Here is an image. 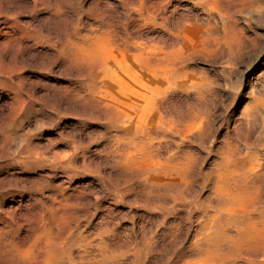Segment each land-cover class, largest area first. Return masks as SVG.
Listing matches in <instances>:
<instances>
[{
	"label": "rangeland",
	"instance_id": "rangeland-1",
	"mask_svg": "<svg viewBox=\"0 0 264 264\" xmlns=\"http://www.w3.org/2000/svg\"><path fill=\"white\" fill-rule=\"evenodd\" d=\"M252 1L0 0V149L36 161L0 169V264H264V0ZM55 46L108 63L77 72Z\"/></svg>",
	"mask_w": 264,
	"mask_h": 264
},
{
	"label": "bare ground",
	"instance_id": "bare-ground-1",
	"mask_svg": "<svg viewBox=\"0 0 264 264\" xmlns=\"http://www.w3.org/2000/svg\"><path fill=\"white\" fill-rule=\"evenodd\" d=\"M215 1H216V0H215ZM219 1H221V0H219ZM225 1H226V0H224V2H225ZM233 1H234V0H233ZM239 1H240V0H239ZM254 1H255V0H253L252 2H254ZM256 1H257V0H256ZM194 2H195V4H197V5L199 4V5H200V4L204 3L205 0H194ZM208 2H209V1H208ZM217 2H218V1H217ZM227 2H229V1H227ZM236 2H237V1H235V5H236ZM137 3H139V2H137ZM222 3H223V2H222ZM241 3H242V2H241ZM256 3H257V2H256ZM141 4H143V2H142ZM206 4H208V3L206 2ZM209 4H210V3H209ZM209 4H208V5H209ZM211 4H213V3H211ZM215 4H216V3H215ZM217 4H218V3H217ZM224 4H225V3H224ZM226 4H227V3H226ZM226 4H225V6L228 7L229 5L227 6ZM228 4H229V3H228ZM242 4H243V3H242ZM247 4H248V3H247ZM249 4H250V2H249ZM254 4H255V3H254ZM139 5H140V4H139ZM139 5L137 4V6H139ZM144 6H145V5H144ZM201 6H202V5H201ZM209 6H211V5H209ZM223 6H224V5H223ZM225 6H224V7H225ZM238 6H239V4H238ZM139 7H140V6H139ZM139 7H138V8H139ZM204 7H205V6H204ZM206 7H207V6H206ZM226 7H225V8H226ZM232 7H234V5H233ZM241 7H242V6H240V8H241ZM244 7H245V6H244ZM141 8H142V6H141ZM155 8L157 9V7H155ZM208 8H209V7H208ZM218 8H219V7H218ZM228 8H229V7H228ZM228 8H226V9H228ZM247 8H248V7H247ZM143 9H145V8H143ZM146 9H147V8H146ZM146 9H145V10H146ZM152 9L154 10V8H152ZM213 9H214V8H213ZM213 9H212V10H213ZM220 9H221V8H220ZM226 9H224V10H226ZM236 9H239V8H236V6H235V11H236ZM242 9H243V8H242ZM135 10H136V9H135ZM147 10H148V13L146 12L147 14H146V16H145V14H144V17H145V18H149V19H151V20H152L151 22H155V16H156V13H157L156 11H157V10L154 11V12H153L152 10H151L152 12H150L149 9H147ZM159 10H161V9H158V11H159ZM209 10H211V8H210ZM228 10H229V9H228ZM228 10H226V11H228ZM140 11H141V10H140ZM161 11H162V10H161ZM217 11H218V10H217ZM222 11H223V10H222ZM229 11H231V10H229ZM229 11H228V12H229ZM235 11H234V12H235ZM136 12H137V11H136ZM136 12H135V14H136ZM159 12H160V11H159ZM220 12H221V11H220ZM228 12H227V13H228ZM232 12H233V10L231 11V13H232ZM234 12H233V13H234ZM142 13H143V12H141V14H142ZM221 13H222V12H221ZM221 13H220V14H221ZM231 13H230V14H231ZM233 13H232V14H233ZM159 14H160V13H159ZM228 14H229V13H228ZM232 14H231V15H232ZM138 15H139V13H138ZM226 15H227V14H226ZM102 16H103L102 13L96 14V18H98L99 21H101L100 19H102ZM139 16H140V15H139ZM223 16H224V15H223ZM227 16H228V15H227ZM229 16H230V15H229ZM142 18H143V17H142ZM145 18H143V19H145ZM224 18H225V17H224ZM222 19H223V18H222ZM229 19H230V18H229ZM140 20H141V19H140ZM225 20H226V19H225ZM227 20H228V18H227ZM145 21H147V20H145ZM145 21L143 20V22H145ZM163 21H164V20H163ZM220 21H221V20H220ZM229 21H232V19L229 20ZM149 22H150V21H149ZM221 22H222V21H221ZM221 22H220V23H221ZM226 22H227V21H226ZM226 22H225V23H226ZM232 22H233V21H232ZM232 22H231V23H232ZM106 23H107V22H106ZM108 23H109V22H108ZM145 23H148V22H145ZM223 23H224V21H223ZM223 23H222V24H223ZM228 23H229V22H228ZM235 23H236V22H235ZM235 23H234V24H235ZM222 24H221V25H222ZM229 24H230V23H229ZM104 25H105V24H104ZM104 25H102V26L105 27ZM162 25H163V24H162ZM98 26H99V25H98ZM110 26H111V25H110ZM223 26H225V25H223ZM228 26H229V25H228ZM100 27H101V26H100ZM235 27H237V26H235ZM106 28H107V25H106ZM109 28H111V27H109ZM222 28H223V27H222ZM98 29H99V28H98ZM103 29H104V28H103ZM227 29H228V28H227ZM235 29H236V28H235ZM96 30H97V29H96ZM100 30H101V29H100ZM104 30H105V29H104ZM222 30H223V29H222ZM238 30H239V29H238ZM90 31H91V30H90ZM93 31H95V30H93ZM97 31H98V30H97ZM97 31H96V32H97ZM109 31H110V30H109ZM73 32H74V31H73ZM76 32H78V30H77ZM99 32H100V31H99ZM104 32H105V31H104ZM222 32H223V31H222ZM229 32H231V31H229ZM229 32H228V33H229ZM93 33H94V32H93ZM100 33H101V32H100ZM107 33H108V32H107ZM113 33H114V32H113ZM225 33H226V32H225ZM228 33H227V34H228ZM71 34H72V33H71ZM81 34H82V33H81ZM86 34H87V33H86ZM98 34H99V33L97 32V35H98ZM110 34H111V33H110ZM227 34H226V35H227ZM73 35H74V34H73ZM73 35H72V37L76 36V35H74V36H73ZM77 35H78V34H77ZM79 35H80V34H79ZM89 35H90V34H89ZM116 35H117V34H115V36H116ZM224 35H225V34H224ZM224 35H223V36H224ZM31 36H32V35H31ZM101 36H102V35H101ZM105 36H106V35H105ZM113 36H114V35H113ZM33 37H34V36H33ZM35 37H36V36H35ZM72 37H71V38H72ZM76 37H77V36H76ZM82 37H83V39H84L85 36H82ZM95 37H96V36H95ZM109 37H112V36H109ZM116 37H117V36H116ZM74 38H75V37H74ZM227 38H228V37H227ZM36 39H37V38H36ZM72 39H73V38H72ZM76 39H77V38H76ZM79 39H80V38H79ZM79 39H78V40H79ZM85 39H86V38H85ZM92 39H93V38H92ZM107 39H108V38H107ZM116 39H117V38H116ZM119 39H120V38H119ZM34 40H35V39H34ZM78 40H76V41H78ZM80 40H81V39H80ZM87 40H88V39H87ZM90 40H91V39H90ZM90 40H89V41H90ZM94 40H95V39H94ZM96 40H98V39H96ZM110 40H111V39H110ZM114 40H115V39H114ZM122 40H123V39H121V41H122ZM127 40H128V39H127ZM71 41H74V40H71ZM81 41H82V40H81ZM108 41H109V40H108ZM108 41H107V42H108ZM118 41H119V40H118ZM118 41H117V42H118ZM124 41H125V39H124ZM63 42H64V41H63ZM63 42H62V43H63ZM67 42H69V41H67ZM84 42H86V41H84ZM94 42H95V41H94ZM94 42H93V43H94ZM101 42H102V40H101ZM115 42H116V41H115ZM126 42H127V41H126ZM129 42H130V41H129ZM131 42H132V41H131ZM131 42H130V44H131ZM54 43H55V42H53V44H54ZM62 43H61V44H62ZM78 43H80V42H78ZM127 43H128V42H127ZM127 43H126V44H127ZM50 44H51V43H50ZM50 44H49V46H50ZM67 44H71V43H67ZM88 44H89V43H88ZM95 44H96V43H95ZM98 44H99V43H98ZM100 44H101V43H100ZM102 44H104V43H102ZM109 44H111V43H109ZM115 44H116V43H115ZM120 44H121V43H120ZM123 44H124V43H123ZM123 44H122V46H123ZM134 44L136 45V43H134ZM139 44H143V43H139ZM51 45H52V44H51ZM55 45H56V44H55ZM58 45H59V44H58ZM58 45H57V46H58ZM65 45H66V43H65ZM82 45H83V44H82ZM84 45H85V44H84ZM90 45H91V44H90ZM118 45H119V44H118ZM143 45H145V44H143ZM57 46H55V47H56V48H59V47H57ZM71 46H72V45H71ZM100 46H103V45H100ZM126 46H130V45H125V47H126ZM136 46H138V44H137ZM66 47H67V45H66ZM68 47H69V46H68ZM72 47H73V46H72ZM83 47H84V46H83ZM95 47H96V46H95ZM116 47H118V46H116ZM130 47H131V46H130ZM133 47H134V46H133ZM138 47H139V46H138ZM147 47H148V45H147ZM153 47H154V46H152V48H153ZM52 48H53V47H52ZM70 48H71V47H70ZM99 48H100V47H99ZM102 48H103V47H102ZM104 48H105V46H104ZM104 48H103V49H104ZM109 48H110V47H109ZM109 48H108V49H109ZM120 48L122 49V47H120ZM126 48H127V47H126ZM128 48H129V47H128ZM128 48H127V50H128V52H130ZM131 48H132V47H131ZM134 48H135V47H134ZM139 48H140V47H139ZM149 48H151V47H149ZM71 49H72V48H71ZM89 49H90V48H89ZM95 49H96V48H95ZM95 49H94V50H95ZM97 49H98V47H97ZM110 49H111V48H110ZM143 49H145V48H143ZM146 49H147V48H146ZM66 50H68V49H66L64 46H61L59 49L54 50V51L56 52V53H55L56 55L54 56L55 58L52 59V60H55V62H56V61H57V58H62V57L65 55V57H64L63 59H65L66 61H68V63H67V62H64V63L67 64L68 66H72V67L76 66V65H77L76 63H78V62H79L78 64H80V61H82V60H83V63H84V65H85V60H84L83 58L87 59L86 62L88 63V65H89V64H92L93 66H95V65L100 64L102 61H103V62L106 61V64L108 63L106 59H105V61H104V60L101 61V58H99V53H98L97 50H96V51H94V50L91 51V50H90V51H88V52H87V51L84 52V49H80V50L77 49L78 51H76V52L74 53V50H75V49H74V50H72V51H73V54H71V50H69V51H70V54H71L70 56L66 55ZM100 50H101V49H100ZM122 50H123V49H122ZM125 50H126V49H125ZM149 50H150V49H149ZM154 50H155V49H154ZM163 50H164V49H163ZM175 50H177V49H175ZM102 51H103V50H102ZM108 51H109V50H108ZM111 51H112V50H111ZM135 51H136V50H135ZM145 51H146V50H144V52H145ZM160 51H161V50H160ZM166 51H167V49H166ZM170 51H171V50H170ZM1 52H3L2 49H1ZM105 52H106V51H105ZM112 52H113V51H112ZM118 52H119V51H118ZM118 52H117V53H118ZM120 52H121V51H120ZM120 52H119V53H120ZM125 52L127 53V51H125ZM149 52H151V51H149ZM154 52H155V51H154ZM167 52H168V51H167ZM171 52H172V51H171ZM103 53H104V52H103ZM108 53H109V52H108ZM108 53H107V54H108ZM121 53H122V52H121ZM126 53H125V54H126ZM172 53H173V52H172ZM178 53H179V52H178ZM178 53H177V54H178ZM2 54H3V53H2ZM67 54H68V53H67ZM111 54H112V53H111ZM114 54H115V53H114ZM122 54H123V53H122ZM122 54H121V55H122ZM130 54H131V56H129L128 54H127V55L131 58V62H132V59H134L132 56H134V55H132V53H130ZM149 54H150V53H149ZM155 54H156V53H155ZM161 54H162V53H161ZM165 54H166V53H165ZM167 54H168V53H167ZM169 54H170V53H169ZM52 55H54V52H53ZM52 55H51V56H52ZM102 55H103V54H102ZM104 55H106V54H104ZM118 55H120V54H118ZM141 55H142V54H141ZM158 55H159V54H158ZM170 55H171V54H170ZM2 56H3V55H2ZM67 56H68V57H67ZM108 56H109V55H108ZM112 56H113V55H112ZM128 56H127V57H128ZM136 56H139V55L137 54ZM143 56H144V55H143ZM146 56H147V55H146ZM146 56H144V58H145ZM151 56H152V55H151ZM172 56H173V55H172ZM52 57H53V56H52ZM119 57H120V56H119ZM129 57H128V58H129ZM161 57H162V55H161ZM49 58H50V57H49ZM104 58H105V57H103V59H104ZM116 58H118V57H117V54H116ZM121 58H122V57H121ZM121 58H120V59H121ZM128 58H127V59H128ZM139 58H140V56H139ZM139 58H135V62H136V59L138 60ZM150 58H151V57H150ZM150 58H149V60H150ZM163 58H164V57H163ZM165 58H166V57H165ZM167 58H168V57H167ZM169 58H170V56H169ZM173 58H175V57H173ZM10 59H11V58H10ZM14 59H15V58H14ZM113 59H115V58L113 57ZM113 59H112V60H113ZM140 59H141V58H140ZM159 59H161V58H159ZM171 59H172V58H171ZM3 60H4V59H3ZM11 60H12V59H11ZM48 60H49V59H48ZM58 60L60 61V59H58ZM109 60H110V59H109ZM143 60H144V59H143ZM143 60H142V61H143ZM1 61H2V60H1ZM12 61H13V60H12ZM63 61H64V60H63ZM122 61H123V60H122ZM124 61H127V63H129L128 60H126V59H124ZM139 61H140V60H139ZM144 61H146V60H144ZM155 61H156V59H155ZM166 61H167V60H166ZM2 62H3V61H2ZM52 62H54V61H52ZM60 62H62V59H61ZM103 62H102V63H103ZM113 62H115V60H114ZM158 62H159V61H158ZM168 62H169V61H168ZM168 62H166V64H167ZM0 63H1V62H0ZM4 63H5V62H4ZM15 63H16V62L14 61V64H15ZM56 63H57V62H56ZM56 63H54V64H56ZM87 63H86V65H87ZM109 63H110V62H109ZM133 63H134V60H133ZM133 63H131V65H132ZM139 63H140V62H139ZM146 63L148 64V62H146ZM149 63H150V62H149ZM155 63H157V61H156ZM155 63H154V64H155ZM163 63L165 64L164 61H163ZM1 64H2V63H1ZM1 64H0V65H1ZM14 64H13V65H14ZM65 64H64V65H65ZM74 64H75V65H74ZM112 64H113V63H112ZM112 64H109V66L111 67ZM122 64H123V63H122ZM122 64H118V66H119V65H122ZM134 64H135V63H134ZM150 64H153V63H150ZM158 64H160V63H158ZM171 64H172V63H171ZM15 65H16V64H15ZM21 65H23V64H21ZM21 65L18 64L17 66L19 67V66H21ZM59 65H60V64H59ZM64 65H63V66H64ZM67 65H66V67H64V68L69 69V68H67ZM73 65H74V66H73ZM81 65H82V64H81ZM86 65H85V66H86ZM101 65H102V64H101ZM129 65H130V64H129ZM144 65H145V64H144ZM160 65H161V64H160ZM2 66H3V64H2ZM7 66H8V65H7ZM23 66H24V65H23ZM23 66H22V67H23ZM52 66H53V65H52ZM54 66H55V65H54ZM57 66H58V65H57ZM118 66H117V67H118ZM125 66H126V64H125ZM135 66H136V65H135ZM135 66H134V67H135ZM138 66H140V65H138ZM142 66H143V65H142ZM152 66L155 67L156 65H152ZM171 66H172V65H171ZM13 67H14V66H13ZM24 67H25V66H24ZM77 67H79V66H76V69H77ZM80 67H81V66H80ZM86 67H87V66H86ZM89 67H90V66H89ZM98 67H100V66H98ZM105 67H106V66H105ZM120 67H121V66H120ZM120 67H119V68H120ZM130 67H133V66H129V68H130ZM140 67H141V66H140ZM143 67H144V66H143ZM156 67H157V66H156ZM159 67L161 68V66H159ZM162 67H163V66H162ZM165 67H166V66L164 65V68H165ZM167 67H168V66H167ZM4 68H5V67H4ZM4 68H3V69H4ZM9 68H10V67H9ZM87 68H88V67H87ZM96 68H97V67H96ZM112 68H113V67H112ZM124 68H126V67H124ZM124 68L122 67L123 70H124ZM135 68H136V67H135ZM135 68H131V69H134V70H135ZM5 69H6V68H5ZM11 69H13V68H11ZM11 69H8V70H11ZM58 69H59V68H58ZM66 69H62V70H66ZM81 69H82V68H80V71H81ZM103 69H104V68H103ZM117 69H118V68L115 69V72H116L115 74H117V71H116ZM136 69H137V68H136ZM141 69H142V68H140V70H141ZM167 69H168V68H167ZM1 70H2V68L0 69V71H1ZM16 70H17V69H16ZM16 70H15V71H16ZM70 70H73V69L70 68ZM74 70H75V69H74ZM78 70H79V69H77V72H78ZM84 70H85V69H84ZM94 70H95V69H94ZM101 70H102V69H101ZM101 70H100V71H101ZM113 70H114V68H113ZM119 70H120V69H119ZM142 70H148V71H149V69H147V68H146V69H142ZM158 70H159V69H158ZM170 70H171V69H170ZM13 71H14V69H13ZM13 71L11 70V72H13ZM17 71H18V70H17ZM17 71H16V72H17ZM75 71H76V70H75ZM85 71H86V70H85ZM96 71H97V70H96ZM110 71H112V70H110V68H109V72H110ZM150 71H151V70H150ZM1 72H2V71H1ZM1 72H0V73H1ZM11 72H9V75L12 74ZM20 72H21V71H19L18 73H20ZM49 72H50V71H49ZM101 72H102V71H101ZM107 72H108V70H107ZM119 72H120V71H119ZM119 72H118V74H119ZM122 72H123V71H122ZM4 73H6V71H5ZM87 73H88V72H87ZM95 73H98V71L95 72ZM102 73H103V72H102ZM113 73H114V71H112V74H113ZM120 73H121V72H120ZM129 73H130V72H129ZM129 73L127 72V75H129ZM13 74L15 75V73H13ZM22 74H23V73H22ZM83 74H85V73H83ZM103 74H105V73H103ZM112 74H111V75H112ZM132 74H133V73H132ZM132 74H131V76H132ZM4 75H5V74H4ZM9 75H8V76H9ZM20 75H21V73H20ZM96 75H97V74H95V76H96ZM99 75H100V74H99ZM99 75H98V76H99ZM124 75H126V73H125ZM149 75H151V74H149ZM155 75H156V74H155ZM1 76H2V75H1ZM10 76H11V75H10ZM10 76H9V77H10ZM12 76H13V75H12ZM16 76H17V75H16ZM79 76H81V75H79ZM82 76L84 77L85 75H82ZM103 76H104V75H103ZM108 76H109V75H108ZM118 76H119V75H118ZM131 76H130V77H131ZM13 77H14V76H13ZM17 77H18V76H17ZM19 77H20V76H19ZM19 77H18V78H19ZM23 77H24V76H23ZM88 77H93V76H89V75H88ZM99 77H100V76H99ZM101 77H102V76H101ZM119 77H120V76H119ZM124 77H125V76H124ZM127 77H128V76H127ZM127 77H126V78H127ZM78 78H80V77H78ZM81 78H82V77H81ZM86 78H87V77H86ZM108 78H109V77H108ZM128 78H129V77H128ZM0 79H1V78H0ZM13 79H14V78H13ZM20 79H22V78H20ZM82 79H83V78H82ZM90 79H91V78H90ZM100 79H101V78H100ZM100 79H99V80H100ZM109 79H110V78H109ZM113 79H114V78H113ZM130 79H131V78H130ZM2 80H3V79H2ZM2 80H1V81H2ZM5 80H6V79H5ZM15 80H17V79H15ZM102 80H103V79H102ZM21 81H22V80H21ZM83 81H84V79H83ZM120 81H121V80H120ZM120 81H119V82H120ZM130 81H131V80H130ZM7 82H8V81H7ZM93 82H94V81H93ZM116 82H117V81H116ZM116 82H115V80L113 81V83H116ZM122 82H124V81H122ZM126 82H127V81H126ZM5 83H6V81H5ZM11 83H12V81L10 82V84H11ZM22 83H23V82H22ZM94 83H95V82H94ZM96 83H97V82H96ZM96 83H95V84H96ZM120 83H121V82H120ZM131 83H132V82H131ZM133 83H134V82H133ZM2 84H3V83H1V85H2ZM17 84H18V83H16V85H17ZM31 84H32V83H30L29 85L32 87L33 85H31ZM87 84H88V83H87ZM95 84H94V85H95ZM134 84H135V83H134ZM134 84H133V85H134ZM4 85H5V84H4ZM4 85H3V86H4ZM7 85H8V84H7ZM19 85L22 86V85H25V84H24V83H23V84H20V82H19ZM29 85H28V86H29ZM34 85H35V82H34ZM82 85H83V88H86V87H87V86L84 87V84H82ZM112 85H113V84H112ZM123 85H124V84H123ZM130 85H131V84H130ZM10 86H12V85H10ZM10 86H9V87H10ZM17 86H18V85H17ZM90 86H91V84H90ZM95 86H97V87H95V88H94L93 86H92V87H93L94 89H97V90H98V85H95ZM100 86L102 87L103 85H100ZM119 86H120V85H119ZM127 86H128V84H127ZM131 86H132V85H131ZM18 87H19V86H18ZM18 87H17V88H18ZM24 87L26 88V86H24ZM31 87H29V88H31ZM92 87H91V89H88V88H87V89L93 91L94 89H92ZM114 87H115V86H114ZM134 87H135V86H134ZM0 88H1V87H0ZM10 88H11V87H10ZM12 88H13V87H12ZM19 88H20V87H19ZM19 88H18V89H19ZM127 88H128V87H127ZM132 88H133V87H132ZM22 89H23V88H22ZM33 89H34V86H33ZM99 89H100V88H99ZM102 89H103V88H102ZM133 89H135V88H133ZM16 90H17V89H16ZM19 90H20V89H19ZM27 90H28V88H27ZM27 90L25 89L24 92H26ZM88 90H87V92H88ZM100 90H101V89H100ZM100 90L98 91L99 93H100ZM122 90H123V89H121V91H122ZM127 90H130V89H127ZM135 90H136V89H135ZM10 91H11V89L9 90V93H10ZM17 91H18V90H17ZM17 91H15V92L17 93ZM21 91L23 92V90H21ZM29 91H30V90H29ZM81 91H82V90H81ZM84 91H85V90H84ZM108 91H109V90H108ZM108 91H107V92H108ZM113 91H115V90L113 89ZM113 91L111 90L112 93H113ZM118 91H119V90H118ZM11 92H13V91H11ZM15 92H14L13 94L16 95V98H15L14 95H13V96H14L15 100L18 101V100H20V98L17 96V94H16ZM24 92H23V93H24ZM35 92H36V91H35ZM79 92H80V91H79ZM89 92H90V91H89ZM93 92H94V91H93ZM101 92H102V91H101ZM103 92H104V90H103ZM103 92H102V93H103ZM126 92H127V91H126ZM126 92H124V93H126ZM26 93H27V92H26ZM30 93H31V91H30ZM33 93H34V92H33ZM91 93H92V92H91ZM104 93H105V92H104ZM109 93H110V92H109ZM109 93H108V95H109ZM115 93H116V92H115ZM7 94H8V92H7ZM27 94H28V93H27ZM27 94H25V96H26ZM75 94H76V93H75ZM85 94H86V93H85ZM85 94H84V95H85ZM87 94H88V93H87ZM87 94H86V95H87ZM94 94H96V92H95ZM100 94H101V93H100ZM23 95H24V94H23ZM28 95H29V94H28ZM31 95H32V93H31ZM31 95H30V96H31ZM84 95H83V96H84ZM86 95H85V96H86ZM90 95H91V94H89V96H90ZM106 95H107V94H106ZM129 95H130V94H129ZM134 95H135V94H134ZM13 96H12V97H13ZM20 96H21V95H20ZM32 96H33V95H32ZM89 96H88V98H90ZM92 96H94V95H92ZM115 96H116V95H115ZM34 97H35V98H34V100H35V99H36V96H34ZM76 97H77V95H76ZM99 97H100V96H99ZM101 97H102V96H101ZM107 97H109V96H106V98H107ZM110 97H111V96H110ZM125 97H127V95H126ZM130 97H131V96H130ZM23 98H24V97H23ZM79 98H80V96H79ZM79 98L76 99V100H81V99H79ZM82 98H83V97H82ZM84 98H85V97H84ZM10 99H11V97H10ZM32 99H33V98H32ZM85 99H86V98H85ZM85 99H84V100H85ZM94 99H96V98H94ZM100 99H101V98H100ZM100 99H99V100H100ZM108 99H110V98H108ZM126 99H127V98H126ZM133 99H134V98H133ZM135 99H136V98H135ZM27 100H28V99L25 100L26 103H27ZM34 100H32V101H34ZM36 100H37V99H36ZM38 100H39V99H38ZM91 100H93V99L91 98ZM96 100H98V99H96ZM99 100H98V101H99ZM116 100H117V99H116ZM12 101H13V98H12ZM28 101H29V100H28ZM87 101H90V100L88 99ZM106 101H108V100H106ZM106 101H105V102H106ZM109 101H110V100H109ZM113 101H114V99H112V102H113ZM130 101H131V99H130ZM81 102H82V103L84 102L83 99H82ZM100 102H101V101H100ZM100 102H98V103L100 104ZM103 102H104V101H103ZM103 102H101V103H103ZM105 102H104V103H105ZM116 102H117V101H116ZM15 103H17V102H15ZM26 103H25V104H26ZM30 103H31V102H30ZM35 103H36V101H35ZM91 103H92V102H91ZM94 103H96V102H94ZM98 103H97V104H98ZM108 103H109V102H108ZM110 103H111V102H110ZM110 103H109V104H110ZM12 104H14V102H13ZM92 104H93V103H92ZM92 104H91V105H92ZM97 104H96V105H97ZM105 104H107V103H105ZM116 104H117V103H116ZM130 104H131V103H130ZM136 104H139V103L136 102ZM144 104H145V103H144ZM149 104H150V103H149ZM149 104H147V105H149ZM8 105H9V104H8ZM8 105H7V106H8ZM18 105H19V104H18ZM20 105H21V104H20ZM31 105H32V104H31ZM34 105H36V104H34ZM83 105H84V106H85V105L87 106V103H85V104H83ZM91 105H90V106H91ZM96 105H95L94 107H97ZM114 105H115V104H114ZM122 105H123V104H122ZM124 105H125V104H124ZM140 105H141V104H140ZM14 106H15V105H14ZM88 106H89V105H88ZM104 106H106V105H104ZM110 106H112V105H110ZM98 107H99V106H98ZM102 107H103V106H102ZM108 107H109V106H108ZM112 107H113V106H112ZM125 107H126V106H125ZM133 107H134V106H133ZM141 107H142V106H141ZM5 108H6V107H5ZM19 108H20V107H19ZM22 108H23V106H22ZM30 108H33V107H30ZM30 108H29V109H30ZM100 108H101V104H100ZM104 108H106V107H104ZM114 108H115V107H114ZM128 108H129V107H128ZM134 108H135V107H134ZM9 109H10V108H9ZM27 109H28V108H27ZM33 109H34V108H33ZM106 109H107V108H106ZM110 109H112V108H110ZM110 109H107V110L110 111ZM115 109H116V108H115ZM115 109H114V110H115ZM131 109H132V108H131ZM135 109H136V108H135ZM135 109H134V110H135ZM0 110H1V109H0ZM10 110H11V109H10ZM99 110H100V109H99ZM99 110H98V111H99ZM104 110H105V109H104ZM104 110H103V111L100 110V111H101V112H104ZM112 110H113V109H112ZM119 110H122V109H119ZM119 110H118L117 113H120ZM134 110H133V111H134ZM139 110H140V108H139ZM147 110H148V109H147ZM151 110H152V109H151ZM98 111H97V112H98ZM115 111H116V110H115ZM122 111H123V110H122ZM125 111H126V110H125ZM125 111H124V112H125ZM131 111H132V110H131ZM137 111H138V110H137ZM137 111H136V112H137ZM140 111H141V110H140ZM149 111H150V109H149ZM152 111H153V110H152ZM22 112H23V111H22ZM107 112H108V111H107ZM107 112H106V113H107ZM111 112H112V111H111ZM113 112H114V111H113ZM136 112H134V113L136 114ZM145 112H146V111H145ZM1 113H2V112H1ZM3 113H4V112H3ZM5 113H6V112H5ZM7 113L9 114V112H7ZM7 113H6V114H7ZM11 113H12V112H11ZM13 113H14V112H13ZM29 113H30V111L27 112V114H29ZM31 113H32V112H31ZM34 113H35V112H34ZM98 113H100V112H98ZM117 113H116V115H117ZM151 113H152V112H151ZM19 114L21 115V113H19ZM123 114H124V113H123ZM125 114H126V113H125ZM125 114H124V115H125ZM128 114H129V113H128ZM128 114H127V115H128ZM132 114H133V113H132ZM132 114H131V115H132ZM32 115H33V114H32ZM116 115H114L115 118H116ZM121 115H122V114H121ZM131 115H130V116H131ZM146 115H147V114H146ZM148 115H149V114H148ZM156 115H157V114H156ZM0 116H2V115H0ZM25 116H26V115H25ZM29 116H30V115H29ZM117 116H120V114L117 115ZM128 116H129V115H128ZM128 116H127V117H128ZM130 116H129V117H130ZM136 116H137V115H136ZM140 116H141V115H140ZM140 116H138V117H140ZM150 116H151V115H150ZM2 117H3V116H2ZM13 117H14V116H13ZM17 117H18V116H17ZM111 117H112V116H111ZM114 117H113L112 119H114ZM122 117H123V116H122ZM124 117H126V115H125ZM131 117H132V116H131ZM4 118H5V116H4ZM4 118H3V119H4ZM21 118H23V114H22V117H21ZM118 118H119V117H118ZM134 118H135V117H134ZM9 119H10V118H8V120H9ZM13 119H14V118H13ZM13 119H12V120H13ZM16 119H17V118H16ZM16 119H15V120H16ZM125 119H126V118H125ZM130 119H131V118H130ZM138 119H139V118H138ZM18 120H19V119H18ZM20 120H21V119H20ZM20 120H19V121H20ZM132 120H134L133 117H132ZM135 120H136V119H135ZM13 121H14V120H13ZM114 121H116V120L114 119ZM127 121H129V119H127ZM137 121H138V120H137ZM8 122H10V120H9ZM8 122H6V123H8ZM17 122H18V121H17ZM118 122H119V121H118ZM120 122H121V121H120ZM122 122H123V121H122ZM122 122H121V123H122ZM134 122H136V121H134ZM10 123H11V122H10ZM125 123H128V122H125ZM138 123H139V122H138ZM144 123H145V121H144ZM144 123H143V124H144ZM152 123H153V122H152ZM152 123H151V124H152ZM15 124H16V123H15ZM15 124H14V125H15ZM20 124H22V121H21ZM146 124H147V123H146ZM0 125H1V124H0ZM12 125H13V124H12ZM119 125H120V124H119ZM124 125H125V124H124ZM124 125H123V126H124ZM130 125H131V123H130ZM144 125H145V124H144ZM152 125H153V124H152ZM152 125H151V126H152ZM3 126H4V125H3ZM3 126H0V136L2 137V138L0 139V144L2 143V139H3V137H5L4 129H3L4 127H3ZM6 126H7V125H6ZM6 126H5V129L7 128ZM8 126H9V125H8ZM19 126H20V125H19ZM125 126H126V125H125ZM131 126H132V125H131ZM131 126H130V127H131ZM145 126H146V125H145ZM151 126L149 125V127H151ZM158 126H159V125H158ZM13 127H14V126H13ZM121 127H122V126H121ZM133 127H135V126H133ZM149 127H148V129L151 130ZM153 127H155V126H153ZM124 128H125V127H124ZM131 128H132V127H131ZM138 128H140V126H139ZM143 128H144V126H143ZM127 130H128V128H127ZM127 130H126V131H127ZM136 130H137V129H136ZM152 130H154V128H153ZM152 130H151V131H152ZM163 130H164V129H163ZM131 131H133V130H131ZM131 131H130V133H131ZM139 131H142V132H143V130H139ZM160 131H162V130H160ZM164 131H165V130H164ZM144 132H145V131H144ZM5 133H6V132H5ZM127 133H128V132H127ZM132 133H133V136H134V132H132ZM135 133H137V132H135ZM139 133H141V132H139ZM139 133H138V134H139ZM128 134H129V133H128ZM145 134H146V132H145ZM22 143H23V142H22ZM18 145H19V144H18ZM20 146H21V145H20ZM23 146H24V145H23ZM27 147H28V146H27ZM30 147H31V146H30ZM16 148H19V146H17ZM4 149H5V148H4ZM21 149H22V148H21ZM27 149H28V148H27ZM7 150H8V149H7ZM17 150H18V149H17ZM28 150H30V149H28ZM28 150H27V152H26V153H27L26 155H22V154L19 153L18 151H17V152H15V151H11V152H8V153H7V152H3V151L0 149V169H2V167H4V166L10 165V164H13V165H18V164H20V163H21L22 165H23V164H27V165L34 164L36 161H35V159H33V157H31V155H30V151L28 152ZM23 153H24V152H23ZM242 158H243V157H242ZM242 160H243V159H242ZM244 161H245V160H244ZM247 162H248V161H247ZM21 164H20V165H21ZM250 164H251V163H250ZM20 165H19V166H20ZM22 165H21V166H22ZM242 165H243V164H242ZM245 165H246V164H245ZM38 166H39V165H38ZM250 166H252V165H249V167H250ZM249 167L246 169L247 172H248ZM31 168H32V167H31ZM41 168H42V167H41ZM245 168H246V167H245ZM245 168H244V170H245ZM33 169H36V168L34 167ZM250 169H251V167H250ZM6 170H7V169H6ZM6 170H5V171H6ZM244 170H243V172H245ZM253 170H254V169H252V171H251L252 173H253ZM249 171H250V170H249ZM247 172H246V173H247ZM254 173H255V172H254ZM262 173H264V172H262ZM262 173H261V174H262ZM242 174H245V173H242ZM249 174H251V173L249 172ZM257 174H260V173H257ZM7 175H8V174H7ZM15 176H16V175H15ZM241 176H243V175H241ZM241 176H240V179L242 178ZM251 176H252V178H253V177L256 176V175L254 174V176H253V175H251ZM258 176H259V175H258ZM260 176H262V175H260ZM49 177H50V176H49ZM244 177H245V176H244ZM246 177H247V176H246ZM248 177H249V175H248ZM5 178L8 180L10 177H9V178L5 177ZM12 178H13V177H12ZM17 178H19V177H17ZM17 178H16V179H17ZM31 178H32V177H31ZM31 178H30V179H31ZM47 178H48V176H47ZM255 178H256V177H255ZM255 178H253V179H255ZM257 178H258V177H257ZM3 179H4V177H1V176H0V181L3 180ZM6 179H5V180H6ZM30 179H29V180H30ZM34 179H35V178H34ZM11 180H12V179H11ZM19 180H20V179H19ZM21 180H24V179L21 178ZM31 180H32V179H31ZM31 180H30V181H31ZM243 180H244V179H243ZM13 181H14V180H13ZM24 181H26V180H24ZM24 181H23V182H24ZM8 182H9V181H8ZM16 182L18 183L19 181L16 180ZM27 182H29V181H27ZM33 182H34V181H33ZM48 182H49V181H48ZM24 183H25V182H24ZM2 184H3V181H2ZM2 184H1V185H2ZM31 184H32V183H31ZM31 184H30V185H31ZM4 185H5V182H4ZM19 185H20V184H19ZM30 185H29V186H30ZM2 186H3V185H2ZM7 186L9 187V183H8ZM22 186L24 187L23 184H22ZM22 186H21V190H23V189H22ZM31 186H32V185H31ZM33 186H35V185H33ZM3 187H4V186H3ZM3 187H2V188H3ZM35 187H36V186H35ZM0 188H1V187H0ZM9 188H10V187H9ZM19 188H20V186H19ZM19 188H18V189H19ZM25 188H26V187H25ZM25 188H24V189H25ZM29 188H30V187H29ZM4 189H6V187H5ZM13 189H14V188H13ZM16 189H17V188H16ZM18 189H17V190H18ZM34 189H35V188H34ZM9 190H10V189H9ZM25 190H26V189H25ZM5 191H6V190H5ZM27 191H28V190H26V192H27ZM32 191H34V190H32ZM9 192H10V191H9ZM12 192H13V191H12ZM2 193H3V191L0 190V195H1ZM7 193H8V191H7ZM33 193H34V192H33ZM8 194H9V193H8ZM12 194H13V193H12ZM20 194H21V193H20ZM31 194H32V193H31ZM2 195H4V194H2ZM10 195H11V194H10ZM14 195H15V194H14ZM5 196H7V194H6ZM1 198H2V196H1ZM4 199H5V198H4ZM232 199H233V197H232ZM232 199H228V200L231 201ZM234 200H235V199H234ZM236 200H237V199H236ZM236 200H235V201H236ZM17 201H18V200H17ZM19 201H20V200H19ZM191 201H192V200H191ZM0 202H1V201H0ZM172 202H173V201H172ZM178 202H179V201H178ZM228 203L230 204V202H228ZM233 203H235V202H233ZM233 203H232V204H233ZM18 204H19V203H18ZM173 204H174V203H173ZM175 204H176V201H175ZM175 204L172 205L171 207H175ZM177 204H178V203H177ZM183 204H184V203H182V205H183ZM226 204H227V203H226ZM180 205H181V204H180ZM230 205H231V204H230ZM185 206H186V205H185ZM181 207H182V206H181ZM231 207H232V206H231ZM231 207L229 206L228 208L230 209ZM233 207H234V206H233ZM175 208H176V207H175ZM187 208L189 209L190 207H187ZM2 209H3V208H2ZM171 209H172V208H171ZM229 209H228V211H229ZM235 209H236V208H234V210H235ZM3 210H4V209H3ZM5 210H6V209H5ZM5 210H4V211H5ZM231 210H232V208H231ZM5 212H6V211H5ZM5 212H4L2 215H5V216H6V213H5ZM230 212H231V211H230ZM233 212H235V211H233ZM236 212H237V211H236ZM0 216H1V214H0ZM5 216H4V217H5ZM1 219H3V218L1 217Z\"/></svg>",
	"mask_w": 264,
	"mask_h": 264
}]
</instances>
